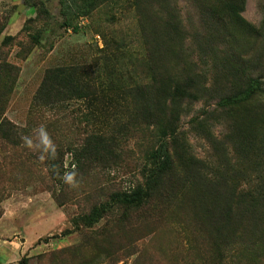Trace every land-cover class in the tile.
<instances>
[{"label":"rangeland","instance_id":"1","mask_svg":"<svg viewBox=\"0 0 264 264\" xmlns=\"http://www.w3.org/2000/svg\"><path fill=\"white\" fill-rule=\"evenodd\" d=\"M29 1L40 7L44 1L49 14H39V8L36 18L25 0H0V124L7 119L19 129L14 145L0 133V251H9L8 264L23 257H30V264H264V250L259 244L249 247L250 237L235 241L234 248L222 244L209 217L215 205L221 210L232 204L234 221H260L264 227V204L249 212L251 200L230 199L256 193L264 184V149L253 164L233 142L245 114H264V98L241 108L217 105L240 80L260 78L264 86V37L217 33L201 0L103 1L77 21V33L61 26L62 0ZM138 2H149L157 12L150 26L137 11ZM166 2L180 21L181 34L172 33L170 47L177 48L176 54L165 49L162 20L171 19ZM243 16L263 28L264 0H247ZM39 31L42 39L34 45L31 36ZM7 37L13 40L5 44ZM6 62L19 70L7 101ZM93 64L90 75L101 70L110 94L123 96L118 104L104 108L100 101L72 100L55 109L35 107L47 70ZM190 77L200 78L202 86L196 99L178 108L184 162L175 158L174 171L146 203L155 208L145 214L117 206L93 227L76 226V218L109 202L112 194L144 182L146 155L157 141L156 117L135 118L133 96L141 90L156 111L164 102L161 88L167 80ZM41 125L56 145L68 149L64 171L76 172V187L54 183L47 160L24 144L25 136L36 139ZM87 128L94 135L90 141H85ZM102 132L104 141L98 139ZM261 134L264 130L257 129V147L264 145ZM91 141L99 142V154L88 155Z\"/></svg>","mask_w":264,"mask_h":264},{"label":"trees","instance_id":"2","mask_svg":"<svg viewBox=\"0 0 264 264\" xmlns=\"http://www.w3.org/2000/svg\"><path fill=\"white\" fill-rule=\"evenodd\" d=\"M108 0H62V15L64 21L61 24L66 29H71L74 33L80 31V25L77 21L82 17L90 16L96 8L103 2ZM168 1V0H167ZM247 0H201V7L203 13L207 16L208 22L216 25L214 28L217 33L225 34L231 38L237 34H245L252 37H264V27L258 28L250 23L244 16ZM25 4L36 10V18L38 16L37 9L40 8L39 14H49L45 10V2L39 4L25 0ZM137 11L145 20H148L147 26H150V21L154 20L157 15L156 10L149 2L137 3ZM165 11L170 15L171 19H163L165 25V36L167 39L166 51L170 54H176L177 48H170L173 38L172 33L181 34L180 21L175 19V14L170 10L176 12V9L168 6L166 2ZM33 21V20H32ZM42 31L37 32L31 36L34 45H38L42 39ZM12 37L5 39V44L12 41ZM115 54L109 55L105 60L114 57ZM108 67V64L105 65ZM3 71L7 76L3 83L4 96L7 101L12 93L13 87L17 80L18 69L6 62L3 64ZM94 64L89 66H76V67H57L49 69L45 72L42 83L34 96L35 107L55 109L66 102L72 100H84L87 102L100 101L104 103V108L112 104H118L121 100L120 95L110 94V85L104 82L102 78V71L98 69L95 77H92L94 71ZM200 78H188L185 81L173 80L169 78L166 84L161 88L164 102L162 107H157L156 111L150 103L146 94L138 91L133 96L135 118L151 119L156 117L155 131H156V146L149 150L146 155V163L142 169V176L144 179L143 184L138 185L135 189L126 192H116L112 194L109 202L100 204L93 207L90 212L79 216L74 220L76 226L84 225L85 227H93L100 222L104 216L110 213L115 207H123L125 210L141 211L139 213H148L155 208V204H146L154 193L160 189L164 179L171 175L175 167V158L184 162V151L179 146L178 127L179 114L178 108L181 103L187 99L198 96L196 93L202 86ZM236 90L228 95L220 97L217 102L218 107L226 110L233 108H241L249 105L256 97L262 96L264 98V86L260 78L249 77L247 80H240L236 84ZM141 92V93H140ZM131 97V95H130ZM172 106L173 109L165 111L167 107ZM264 114H253L248 112L245 114V119L240 125L238 131H235L233 142L240 147L247 160L256 163V160H261L263 155L264 145L257 147L255 145L256 130L260 128L261 132L264 130ZM20 131H22L20 129ZM1 135L12 145L17 144L16 138L19 136V129L11 121L4 119L0 124ZM85 141L93 139V132L91 133L88 128L84 131ZM264 136L263 134H261ZM106 133L102 132L98 135V139L106 140ZM52 139L53 136L51 135ZM113 139L114 137L111 136ZM258 142H262L258 140ZM88 142V155L100 153L99 147ZM178 144V145H177ZM57 156L56 159H46L48 165V174L51 180L56 184H63L62 175L64 171L65 154L68 149H64L62 145H56ZM62 147V148H61ZM104 148V147H103ZM257 153V154H255ZM255 154V155H254ZM103 159L106 157L102 156ZM264 183V181H263ZM260 191L250 194H232L230 199H238L241 202L251 200L247 204L246 211H254L259 204H264V184H262ZM258 190V189H256ZM218 198V197H217ZM216 198V199H217ZM218 203V200L215 202ZM240 209L244 204H238ZM227 207V208H226ZM226 208V209H225ZM234 205L228 204L221 210L217 205L209 210V217L214 222V230L217 236H220L221 243L232 247L235 241L246 237L251 238L249 247H256L258 244L264 250V227L263 222L256 221L247 225V222L234 221ZM247 226V227H246ZM79 227V226H78ZM252 230V231H251ZM251 231V232H249ZM248 232V233H247ZM236 245V244H235ZM257 248L255 251H257ZM252 252V251H251ZM30 257H23L18 264H30Z\"/></svg>","mask_w":264,"mask_h":264},{"label":"clouds","instance_id":"3","mask_svg":"<svg viewBox=\"0 0 264 264\" xmlns=\"http://www.w3.org/2000/svg\"><path fill=\"white\" fill-rule=\"evenodd\" d=\"M23 142L29 149L38 150L40 152V160L43 161L45 159H56V144L44 125H41L36 130L35 140H33L31 136H25L23 137ZM76 175L77 174L75 171H65L61 178L65 184L69 185L70 187H76L78 185Z\"/></svg>","mask_w":264,"mask_h":264},{"label":"crops","instance_id":"4","mask_svg":"<svg viewBox=\"0 0 264 264\" xmlns=\"http://www.w3.org/2000/svg\"><path fill=\"white\" fill-rule=\"evenodd\" d=\"M10 257L9 251L6 250L5 248L0 251V262L5 260L7 261L6 263L8 264V259Z\"/></svg>","mask_w":264,"mask_h":264},{"label":"built area","instance_id":"5","mask_svg":"<svg viewBox=\"0 0 264 264\" xmlns=\"http://www.w3.org/2000/svg\"><path fill=\"white\" fill-rule=\"evenodd\" d=\"M97 39H98V40H100V37H99V36H97Z\"/></svg>","mask_w":264,"mask_h":264}]
</instances>
